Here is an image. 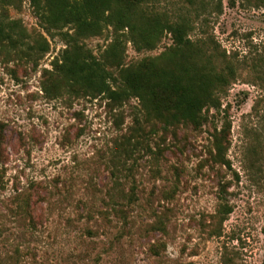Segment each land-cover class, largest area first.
<instances>
[{"label": "rangeland", "instance_id": "374dc122", "mask_svg": "<svg viewBox=\"0 0 264 264\" xmlns=\"http://www.w3.org/2000/svg\"><path fill=\"white\" fill-rule=\"evenodd\" d=\"M161 8L190 17L192 38L215 37L238 67L199 129L165 126L136 99L50 94L65 42L46 35L31 0H0V20L50 44L43 56L0 44V264H264V69L252 67L264 0ZM110 42L105 31L86 46L99 57ZM171 46L168 34L150 51L128 43L124 64Z\"/></svg>", "mask_w": 264, "mask_h": 264}, {"label": "trees", "instance_id": "16d2710c", "mask_svg": "<svg viewBox=\"0 0 264 264\" xmlns=\"http://www.w3.org/2000/svg\"><path fill=\"white\" fill-rule=\"evenodd\" d=\"M2 1V0H1ZM39 25L48 37L61 36L66 48L55 58L50 94L77 99L101 97L119 108L136 99L139 107L165 126L191 125L199 129L206 112L220 110L230 85L238 80L237 64L215 37L192 38L194 26L187 15L162 11V0H31ZM198 16L200 5L190 2ZM111 34L98 57L86 40ZM165 34L172 46L156 57L125 65L126 44L137 52L154 50ZM27 32L18 21L0 20V44L17 54L42 56L50 48L44 36L27 44ZM27 46V50L22 48ZM238 63V62H237ZM264 69V54L253 59ZM54 78V79H53ZM218 156L226 163L221 147ZM230 214L231 210H225Z\"/></svg>", "mask_w": 264, "mask_h": 264}]
</instances>
